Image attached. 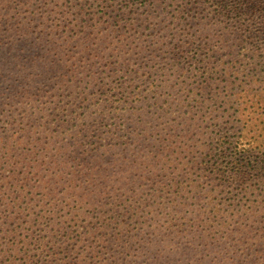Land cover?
<instances>
[{
    "label": "rangeland",
    "instance_id": "374dc122",
    "mask_svg": "<svg viewBox=\"0 0 264 264\" xmlns=\"http://www.w3.org/2000/svg\"><path fill=\"white\" fill-rule=\"evenodd\" d=\"M241 17L0 0V264H264V8ZM141 103L162 125L128 128ZM74 170L85 202L40 183Z\"/></svg>",
    "mask_w": 264,
    "mask_h": 264
},
{
    "label": "trees",
    "instance_id": "16d2710c",
    "mask_svg": "<svg viewBox=\"0 0 264 264\" xmlns=\"http://www.w3.org/2000/svg\"><path fill=\"white\" fill-rule=\"evenodd\" d=\"M216 4L220 8L223 15H225L226 17L231 18V17L237 16L239 17V19H242L241 16L243 15H248L250 17H253L256 11L260 10V8H264V0H216ZM249 19L250 21H252L251 18ZM140 105L141 106L138 107L139 108L138 114H134V113L131 114L133 118H130V116H128L126 119L122 118L123 121H127V123H129L128 128H130L131 124H136V123H142V124L145 123L146 125H149L151 119L153 123L162 125V119L159 117L163 116L165 112L161 110L160 107L154 110L153 109L154 107L152 105H146L143 103H141ZM157 128L160 132L157 130ZM157 128L155 127L154 131L148 136H146L145 140H143L146 142V146L149 147L151 150H153L154 151L153 154H156V155L163 154L162 151H159L157 149V146L161 142H163L165 139L162 134L163 132L162 129L158 126ZM56 135H57L55 137L56 139H61L62 132H56ZM168 149H170V147ZM167 154L170 155L168 151H167ZM56 158L58 157L56 156L54 158V161L52 162H56L58 168H61L64 161L61 162L62 158H60V163H58L59 159H56ZM247 159H249L250 162L252 161L250 155L245 150H243L237 158V161L239 162V165H240L238 166L239 167L244 166L246 164ZM150 160H151V157L149 161ZM52 162L50 161V163ZM68 174L69 176L65 177V174L63 172H60L59 174H52V175L47 172L46 176L43 175L41 177L40 183L42 186L45 187L46 191H48L51 194H52L53 186L65 187V184H66L68 186L67 192H68V196L70 199L73 194V196L77 198L75 200H80L81 202H85V198L83 196L84 190L80 187V185L77 184V180L79 179V171L78 170L69 171ZM162 199L164 198H160V201ZM219 211L220 210H217V212ZM239 211L242 212L241 210H237V213ZM217 212L215 211L213 212L215 217L219 216ZM242 214L245 215V213L243 212ZM224 226H226V224H223V227ZM250 227L252 226L250 225ZM235 229L236 228H234V230Z\"/></svg>",
    "mask_w": 264,
    "mask_h": 264
},
{
    "label": "clouds",
    "instance_id": "9594fccd",
    "mask_svg": "<svg viewBox=\"0 0 264 264\" xmlns=\"http://www.w3.org/2000/svg\"><path fill=\"white\" fill-rule=\"evenodd\" d=\"M167 247V246H166Z\"/></svg>",
    "mask_w": 264,
    "mask_h": 264
}]
</instances>
